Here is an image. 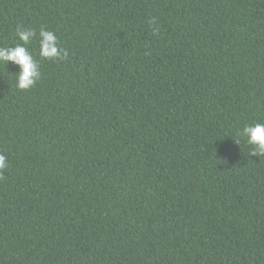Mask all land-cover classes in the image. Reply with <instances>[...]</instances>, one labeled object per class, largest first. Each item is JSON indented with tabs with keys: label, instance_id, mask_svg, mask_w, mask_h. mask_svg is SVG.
<instances>
[{
	"label": "trees",
	"instance_id": "1",
	"mask_svg": "<svg viewBox=\"0 0 264 264\" xmlns=\"http://www.w3.org/2000/svg\"><path fill=\"white\" fill-rule=\"evenodd\" d=\"M18 27L41 76L0 63V264H264V0H0V47Z\"/></svg>",
	"mask_w": 264,
	"mask_h": 264
},
{
	"label": "clouds",
	"instance_id": "2",
	"mask_svg": "<svg viewBox=\"0 0 264 264\" xmlns=\"http://www.w3.org/2000/svg\"><path fill=\"white\" fill-rule=\"evenodd\" d=\"M16 36L21 43L15 44L11 48L0 47V63L7 65L8 62H11L13 65L18 66L16 87L20 90H26L32 88L41 76L39 65L27 48L32 38L36 36V31L18 27ZM39 37V56L42 59H64L68 56L66 50L58 47L54 32L41 28ZM242 133L246 138V142L254 146L252 155L257 157L264 155V124L256 123L245 126ZM6 160V156L0 154V170L7 166Z\"/></svg>",
	"mask_w": 264,
	"mask_h": 264
}]
</instances>
